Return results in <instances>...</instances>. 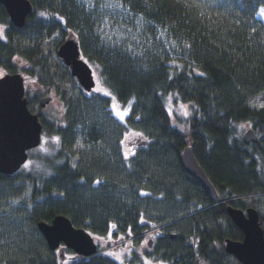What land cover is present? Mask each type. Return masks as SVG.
<instances>
[{
	"label": "trees",
	"instance_id": "1",
	"mask_svg": "<svg viewBox=\"0 0 264 264\" xmlns=\"http://www.w3.org/2000/svg\"><path fill=\"white\" fill-rule=\"evenodd\" d=\"M110 1L121 8L120 24L131 27V45L106 44L99 31L107 15L86 10L78 0H30L33 12L22 29L0 4V24L7 26L0 65L8 72L18 70L10 63L12 53L8 61L2 58L11 40L33 41L46 33L60 46L73 35L110 93L95 95L89 107L82 106L85 113L71 111L65 101L61 122L41 113L39 96L28 98L40 113L44 143L59 137V150L53 158L49 151L35 156L42 146L31 152L29 167L12 178L0 174V222L6 221L0 227V264H62V254L48 247L37 227L58 215L95 235H111L114 243L133 239L123 262L106 253L75 264H240L225 251L226 240L243 238L228 206L257 209L264 228V107L255 102L264 96V0L100 4ZM23 71L55 87L45 64ZM168 101L188 107L190 115L176 123ZM112 103L129 108L124 121L112 116ZM79 115L84 117L76 120ZM246 126L258 133L257 142L245 144ZM78 133L85 136V149L73 147ZM127 133L137 142L125 159ZM144 140L147 146H141ZM188 146L217 197L184 171L181 154ZM19 184L29 206L15 209L10 202ZM180 218L155 233L152 249L138 254L142 234ZM32 224L36 236L28 232Z\"/></svg>",
	"mask_w": 264,
	"mask_h": 264
},
{
	"label": "water",
	"instance_id": "2",
	"mask_svg": "<svg viewBox=\"0 0 264 264\" xmlns=\"http://www.w3.org/2000/svg\"><path fill=\"white\" fill-rule=\"evenodd\" d=\"M12 24L23 28L27 18L33 12L29 0H0ZM58 56L71 69L72 75L80 86L91 92L96 87L93 69L82 59L79 43L69 39L63 44ZM52 101L51 98L41 100V107ZM43 126L39 117L29 109L24 79L20 74L6 75L0 79V174L12 178L19 172L29 159V152L42 143ZM258 136L254 130H249L245 136L246 144L256 142ZM181 164L186 173L193 176L207 192L217 196L214 185L208 179L204 169L198 164L194 149L187 147L181 154ZM227 212L234 224L242 231L243 240H227L225 250L241 264H264V229L260 224V215L255 209L246 212L232 207ZM182 218L173 223L181 221ZM48 246L55 251L62 244L84 259L95 256L98 252L93 237L84 229L74 227L72 221L63 215L56 216L51 224H38ZM177 238V235H171ZM150 240L149 245L152 246Z\"/></svg>",
	"mask_w": 264,
	"mask_h": 264
},
{
	"label": "rangeland",
	"instance_id": "3",
	"mask_svg": "<svg viewBox=\"0 0 264 264\" xmlns=\"http://www.w3.org/2000/svg\"><path fill=\"white\" fill-rule=\"evenodd\" d=\"M79 4H86V10H92L95 13H102L107 15V18L105 19L103 28L100 29L99 32L104 33V40L106 41V44L109 43H115L116 44H125L124 42H127L126 44H130L133 42V39L131 37V27H128L126 25L120 24V11L121 8L116 2H109L111 6H103L100 4V0H78ZM108 4V5H109ZM90 11V12H92ZM262 18V17H261ZM264 20V18H262ZM127 23L129 25H132V19L131 17L126 16ZM55 36H48L46 33H44L40 38L34 39L33 41L29 40H23L22 38L11 40V45L7 48V50H4L2 53L3 60L8 61L9 52L12 53V56L10 57L11 61L10 63L13 65H16L17 69H19L20 73H23L21 70L26 68H33L35 65H42L45 64V67L47 68V71L49 72L51 78V82L55 83V87L51 89V87H46L43 84H41L35 77L34 79H29L27 81L26 88L30 92L31 95L40 96V97H48L54 95V101L49 106L41 110V113L47 117V119L54 121V119H58V121L61 122V120L64 119V115L67 111L65 101L71 102V111H81L82 113H85L87 108H84L82 106H88V103L94 98L96 94L101 95V92L99 89L104 88L97 86L96 91L89 96V98H85L86 96L83 94L82 89L76 84L75 81L71 80L68 74L67 67L63 64L61 59L58 57V47L60 44L57 41H55ZM103 39V38H102ZM0 40L6 41L7 40V33H6V26L0 25ZM4 44V43H3ZM131 45V44H130ZM5 55V56H4ZM30 56H34L33 60H29ZM7 68L4 66L0 67V77L4 75V72H8ZM96 78H98L97 72H95ZM28 78L25 76V80ZM48 80V81H49ZM50 83V81L48 82ZM257 105L261 108L264 107V96L261 98L256 99L255 101ZM114 103V102H113ZM113 116L117 117L114 114V108L116 110L124 111L129 110L128 107L122 108L121 106H118L117 104H113ZM82 107V108H79ZM167 107L169 111L173 114V121L177 123V118H187L190 115L189 108L179 105L175 106L171 101L167 102ZM185 110L187 111V115H185ZM112 112V111H111ZM112 114V113H111ZM129 114V112H128ZM84 115V114H83ZM83 115H79L75 117L76 120L83 118ZM104 115V113H103ZM127 116H125L126 118ZM118 118V117H117ZM100 120V119H99ZM125 120V119H124ZM121 121V120H120ZM72 122V121H71ZM79 122V121H78ZM101 124L106 126V124L101 121ZM89 125V124H87ZM249 127H244L245 131H247ZM75 134V133H74ZM79 134V133H78ZM73 135V134H72ZM84 135L79 134L76 135V139L78 141H75L73 147L77 148L78 150L85 149V141H84ZM125 143H123V154L124 156L127 154V156H131L133 152L129 150V147L131 145H135L137 142V137L133 134L127 133L125 134ZM53 140V142H52ZM60 141V140H59ZM59 143L55 142L54 139H49L48 142L43 146L41 149H46V151H49V153H52V158L59 150ZM136 151V150H135ZM43 150H37L35 156L41 155ZM131 154V155H130ZM22 186L19 184L15 187L17 191V197L13 198L11 200V204L14 206L15 209L20 208L22 206H29L27 205V201L24 202L26 199V194L20 193L19 190L22 189ZM25 203V204H24ZM27 203V204H26ZM6 221L0 222V227L4 226ZM2 223V225H1ZM13 223L15 224V220H13ZM7 225V223H6ZM35 224L30 225L28 232H33L35 234L36 231H34ZM36 236V234L34 235ZM39 236V235H37ZM40 237V236H39ZM124 238V235L122 237ZM39 239V238H38ZM149 238H144L143 241L139 244L136 248L138 251V254H142V252L145 250ZM40 240V239H39ZM124 251L123 253L130 248L129 245H124ZM123 253H117L119 255L120 259L118 260H124L122 257ZM66 262H70L66 261Z\"/></svg>",
	"mask_w": 264,
	"mask_h": 264
},
{
	"label": "snow or ice",
	"instance_id": "4",
	"mask_svg": "<svg viewBox=\"0 0 264 264\" xmlns=\"http://www.w3.org/2000/svg\"><path fill=\"white\" fill-rule=\"evenodd\" d=\"M104 6H111L110 4L109 5H104ZM260 15H261V17L262 18H264V9H261V12H260ZM202 75V74H201ZM100 91H102L103 92V95H105V96H110V93L109 92H107V91H104L103 89H99ZM114 114L118 117V119L119 120H121V121H124V119H125V116H127L128 115V111L127 110H124L123 112L122 111H120V110H116L115 108H114ZM185 115H187V111L185 110ZM137 135H140V134H137ZM54 139V141L55 142H59V137H55V138H53ZM46 143V142H45ZM43 151H46V149H42ZM128 158V156H127V154L125 155V159H127ZM30 165H25V167H29ZM97 183H99V181H97ZM143 194V193H142ZM113 227H115V226H113ZM109 255H111V256H114L116 259H120V257H119V255H117L116 253H109ZM145 264H150V262H148V261H145Z\"/></svg>",
	"mask_w": 264,
	"mask_h": 264
},
{
	"label": "flooded vegetation",
	"instance_id": "5",
	"mask_svg": "<svg viewBox=\"0 0 264 264\" xmlns=\"http://www.w3.org/2000/svg\"><path fill=\"white\" fill-rule=\"evenodd\" d=\"M1 66H2V65H0V67H1ZM68 71H69V70H68ZM4 74H6V72H4ZM1 77H2V76H1ZM1 77H0V78H1Z\"/></svg>",
	"mask_w": 264,
	"mask_h": 264
}]
</instances>
